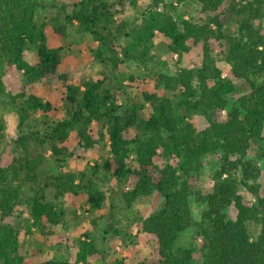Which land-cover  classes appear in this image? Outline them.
Instances as JSON below:
<instances>
[{"label": "trees", "instance_id": "1", "mask_svg": "<svg viewBox=\"0 0 264 264\" xmlns=\"http://www.w3.org/2000/svg\"><path fill=\"white\" fill-rule=\"evenodd\" d=\"M227 1L79 0L71 12L59 10L51 25L54 36L66 37L73 25L98 41L96 58L105 63L102 57L111 53L113 69L137 61L150 71L155 90L121 101L123 74L76 83L60 71L62 47L48 45V23L37 19L39 0H0V99L12 104L19 116L13 150L0 155V264H88L99 252L89 234L80 240L75 261H40L36 251L28 254L24 249L21 231L9 219L26 203L35 226L57 224L65 209L46 195L51 187L54 199L84 195L87 211L100 210L108 198L100 174L125 186L124 209L155 193L162 196L157 210L137 220L157 238L159 259L153 264H197V247L182 244L189 227L202 239L201 264H264L263 169L258 164L264 163V28L255 23L264 14V0H231L224 7ZM196 6L212 13L206 21L194 18ZM130 9L139 13L127 18ZM158 36L168 40L169 51L179 60L201 45L200 64L171 73L167 62L160 61V68L148 69L156 58L152 50ZM31 46L37 50L34 63L25 55ZM219 60L229 66L226 75ZM13 68L22 82L15 94L6 87V73ZM128 78L135 80L132 74ZM56 81L64 85L60 107L28 88ZM162 89L169 94H160ZM35 113L44 117L41 128L30 123ZM196 114L206 119V127H196ZM5 128L0 123L1 139ZM73 131L78 146L95 148L103 141L109 154L86 170L47 176L42 187L31 186L33 193L26 194L25 184L38 179L46 150L60 167L73 154L66 146ZM254 148L256 159L250 156ZM211 156H217L219 166L210 191L204 192L201 175ZM192 200L204 206L199 220L194 219Z\"/></svg>", "mask_w": 264, "mask_h": 264}, {"label": "rangeland", "instance_id": "2", "mask_svg": "<svg viewBox=\"0 0 264 264\" xmlns=\"http://www.w3.org/2000/svg\"><path fill=\"white\" fill-rule=\"evenodd\" d=\"M79 0H39V7L37 10V19L39 23H48V45L51 47H62V64L59 69L61 72L72 75L73 82L80 83L81 81L89 79L103 78L105 74L112 78L121 74L126 76V88L122 92L123 100H128L131 97H137V94L142 90H155L154 82L149 75L150 71L144 69L137 61H128L120 63L118 68L113 69V63L109 60L111 53L106 52L102 58H107L104 62L95 57V51L99 47L98 41L90 33H79L75 26L70 25L68 35L66 37H56L53 35V17H55L59 10L63 12H71L73 6ZM228 0L224 7L230 3ZM55 3V5H54ZM193 16L199 22L206 21L212 14L210 12H202L199 6H196ZM139 13V9H130L126 13L127 18ZM256 25L264 28V14L260 19L255 20ZM156 46L152 53L155 55V60L150 62L148 69L160 68V61H166L168 70L175 73L182 67H191L199 65L202 60L201 45L193 48L190 52L184 54L179 60L178 54H172L167 46L168 40L163 36L156 38ZM26 59L30 63H34L37 59V50L35 47H29L26 51ZM219 66L226 75L229 66L223 61L219 60ZM4 72L2 64H0V72ZM135 76V80H129L128 76ZM7 90L13 94L20 91L22 82L20 72L13 68L6 73ZM238 85L247 90L248 85L242 81L237 80ZM29 90L33 93L43 96L46 100L52 101L56 107L62 104V94L64 85L61 81H56L53 85L47 83H36L30 87ZM160 94L168 93L165 90H159ZM57 115L60 112H56ZM44 117L39 113H35L30 123L36 125V128H41ZM198 129H202L208 125L206 119L196 114L192 117ZM0 123H3L5 128V137L0 138V155L11 152L13 150V142L19 134V116L12 104L1 102L0 99ZM92 129L97 135V123L92 124ZM71 156L66 158L63 166L60 167L53 159L52 152L46 150V160L41 165V172L38 179L34 182H27L25 184L26 194L31 195L33 188L42 187L45 183L44 178L50 175H58L61 172H79L86 170L91 165L104 159L110 151L109 145L103 141L96 145L95 148L84 149L77 145V133L71 132L69 140L66 142ZM250 156L255 159L258 157L257 148L251 151ZM157 162L163 163L160 157ZM261 169H263L259 182L264 187V163L262 160L258 162ZM219 166L217 156L208 157L207 163L201 175L200 186L204 192L210 191L212 187V174ZM101 175V187L107 192L108 198L100 210L87 211L88 206L84 200V195L76 198L72 193L66 194L60 200L54 199L51 188H46L45 193L49 199L57 202L65 210L62 220L57 224L40 228L33 224V219L30 216L29 206L23 203L17 207L15 214L9 219V222L19 227L21 233V244L24 249L30 254L33 250L38 253L37 259L40 261L56 258L67 259L75 261L79 251L80 240L86 238L89 234L90 239H95L98 247V253L89 257L88 264H135L144 262L146 264H153L159 259L158 243L155 235L147 233L142 230V225L137 221L141 216H148L153 211L157 210L163 201L159 193H155L150 198H147L137 204H134L130 209H124L122 201V191L125 189L124 185H120L115 179H109L104 174ZM247 198L254 201L255 198L244 190ZM192 211L195 220L201 218L203 204L191 201ZM235 209L230 211V215L234 217ZM111 223L113 226H111ZM116 229L120 233L116 234ZM89 239V238H88ZM202 239L197 237L194 233V227H189L182 236V244L188 247H197L194 260L197 264H201V252L199 245ZM79 264H83L80 262Z\"/></svg>", "mask_w": 264, "mask_h": 264}]
</instances>
